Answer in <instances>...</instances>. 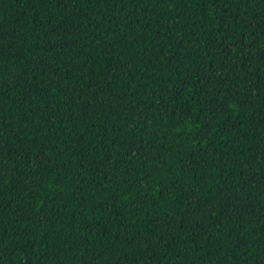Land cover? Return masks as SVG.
<instances>
[{
  "label": "trees",
  "instance_id": "1",
  "mask_svg": "<svg viewBox=\"0 0 264 264\" xmlns=\"http://www.w3.org/2000/svg\"><path fill=\"white\" fill-rule=\"evenodd\" d=\"M0 264H264V0H0Z\"/></svg>",
  "mask_w": 264,
  "mask_h": 264
}]
</instances>
